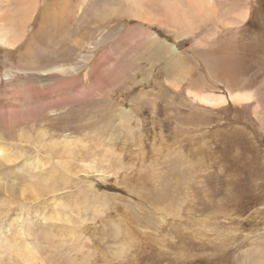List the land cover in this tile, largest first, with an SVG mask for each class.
I'll return each mask as SVG.
<instances>
[{
    "label": "rangeland",
    "instance_id": "obj_1",
    "mask_svg": "<svg viewBox=\"0 0 264 264\" xmlns=\"http://www.w3.org/2000/svg\"><path fill=\"white\" fill-rule=\"evenodd\" d=\"M51 1L44 11L38 4L24 45L16 50L0 43V115L7 114L0 132L14 152L0 157V245L32 223L31 236L41 230L66 240L61 255L39 264H264V0H212L217 10L206 20L195 17L191 33L148 25L123 11L100 19L114 3L122 9L119 0H85L89 7L71 0L70 9L85 12L81 20L67 7L60 12L63 0ZM42 12L53 16L40 29ZM153 37L175 51L156 52ZM221 40L228 48L223 52L217 49ZM204 49L210 58L202 56ZM228 59L238 63L227 74L212 68L230 67ZM106 70L112 80L103 90L63 101L70 82L89 92ZM46 87L54 95L43 100L42 116L9 122L14 97L34 89L47 93ZM228 89L254 98L217 108L194 99L228 95ZM19 125L31 141L21 138ZM41 131L46 140L68 135L84 146L70 166L61 164L62 153L38 147ZM82 162L96 163L98 172ZM37 183L46 188L34 199L26 189ZM56 211L71 216L72 228L45 219Z\"/></svg>",
    "mask_w": 264,
    "mask_h": 264
},
{
    "label": "bare ground",
    "instance_id": "obj_2",
    "mask_svg": "<svg viewBox=\"0 0 264 264\" xmlns=\"http://www.w3.org/2000/svg\"><path fill=\"white\" fill-rule=\"evenodd\" d=\"M51 1V0H50ZM56 1V0H55ZM109 1H118V0H109ZM108 1V2H109ZM120 1V7H122V9L118 8L119 6H117V8L115 7V3L112 4L114 7L111 9H105L101 15H100V19H102L103 21L108 20V18H110L111 16L114 15H121V11H123V14H126L129 17H133L136 19H139L140 21L147 23L148 25L150 23H156L157 25L159 24L160 26H163L165 28L171 29L172 31L174 29H178V28H188L187 29V33H191L193 30V19L195 17L204 19L206 20L207 17L210 15V13H214L217 9L216 7L213 5L212 0H187L188 2H190L189 4H182V2L180 3V6H178V4H175L176 1H174L173 3L171 2V0H119ZM181 1V0H179ZM186 1V0H184ZM238 1V0H237ZM52 2V1H51ZM58 2V1H57ZM65 7L62 5H60L59 7H61L59 10L60 12H64L65 8L67 7V9H70L68 7V5H71V0H63ZM78 2V1H77ZM92 2H94V0H92ZM43 4V11L48 9L49 6V0H44L42 2V0H0V9L4 10V12L2 11V13L0 12V14L2 15L1 19V25H0V43L3 45L8 46L11 49H16L18 48L19 45H24L25 44V40H24V36H25V32L27 30V25L28 23H30L31 20H33V18L36 16L37 11H38V4ZM55 2H53L52 4H54ZM85 0H81V5L85 6L86 3ZM95 4L97 2H94ZM113 3V2H112ZM221 3V2H219ZM75 4V2H74ZM109 4V3H108ZM223 4V3H222ZM225 4V3H224ZM56 5V4H55ZM183 5H187L189 8L184 7ZM95 6V5H94ZM85 7H89V6H85ZM154 7H157L154 8ZM182 9V13L179 14L180 12V8ZM240 7V6H239ZM247 7V6H246ZM93 8V7H92ZM158 8L160 10H158ZM55 9V8H54ZM54 9H51L52 11H54ZM87 9V8H86ZM50 10V13L52 12ZM58 10V9H57ZM71 12L73 11V19L77 20L80 19L83 15V13H85L84 11L82 12V9L80 10L79 7H76L75 9L71 8L70 9ZM89 9H87L88 11ZM93 10V9H91ZM95 12V10H93ZM247 12H249L248 10H246ZM49 12V11H48ZM227 12V11H226ZM244 13L243 14V19L247 18V14ZM43 13V12H42ZM54 13V12H53ZM178 13V14H177ZM193 13V16L190 14ZM39 14V13H38ZM66 14V13H65ZM69 14V13H68ZM72 15V14H71ZM76 15V16H75ZM125 15V16H126ZM51 16H53L52 14H50V17L48 16V13H43V15H41V28H44L46 25H48L46 21H49V18H51ZM59 16V15H58ZM67 16V15H66ZM69 16V15H68ZM99 16V15H98ZM124 16V15H123ZM211 16H213V14H211ZM228 16V15H227ZM240 16V14H239ZM215 17V16H214ZM219 17V16H218ZM229 17V16H228ZM220 18V17H219ZM218 18V20H219ZM223 18V17H222ZM60 19V18H59ZM81 20V19H80ZM236 20V19H235ZM74 21V20H72ZM198 21V20H197ZM197 21L195 22V24H198ZM221 21V19H220ZM222 21H225L222 20ZM231 21V20H230ZM33 22V21H32ZM79 22V21H78ZM67 23V22H66ZM76 23V21L74 22ZM73 23V24H74ZM235 23V22H234ZM51 23H49L50 25ZM230 24V23H229ZM236 24V23H235ZM62 25V24H61ZM67 25V24H66ZM69 22H68V26H69ZM239 25V24H238ZM64 26V25H63ZM73 26V25H72ZM223 26V25H222ZM62 27V26H61ZM67 27V26H66ZM222 28V27H221ZM52 29V28H51ZM61 29V28H60ZM64 29V27H63ZM195 29V28H194ZM30 30V29H29ZM28 30V31H29ZM33 30V29H32ZM170 30V31H171ZM50 31V30H49ZM178 31V30H177ZM31 32V31H30ZM120 32V31H119ZM142 32V33H141ZM145 32V30L142 28V26L139 29V34H143ZM180 32V31H179ZM211 32V31H210ZM27 33V32H26ZM48 33V30H47ZM67 33V32H66ZM110 33V32H109ZM171 33V32H170ZM60 34V33H58ZM62 34V33H61ZM60 34V35H61ZM108 34V33H107ZM149 34V31L146 30V35ZM152 34V33H151ZM175 33H173L174 35ZM177 34V33H176ZM66 34H64L65 36ZM115 35V34H114ZM119 35V34H118ZM49 36V35H48ZM58 36V35H57ZM130 36V35H129ZM128 36V37H129ZM135 36H137L138 38H141L142 36H139L138 34H136ZM153 36V35H152ZM177 36V35H176ZM35 37V36H34ZM53 37V36H51ZM60 37V36H59ZM182 37V36H181ZM202 37V36H201ZM224 37V36H223ZM39 38V37H38ZM42 38V37H41ZM49 38V37H48ZM179 38V37H178ZM61 39V38H60ZM154 41H153V46L156 48L154 49L156 52H164L165 50H163L164 48H170L172 51H175V46L173 44H170L169 46L166 45L165 43H163L164 40H160V39H156L155 37H153ZM69 40V39H68ZM130 40V39H129ZM128 40V41H129ZM135 40V39H134ZM27 41V40H26ZM46 41V40H45ZM53 41V40H52ZM64 41V40H63ZM71 41V40H70ZM69 41V42H70ZM121 41V40H120ZM204 41V40H203ZM222 41V40H221ZM42 42V41H41ZM47 42V41H46ZM50 42V41H49ZM201 42V41H200ZM29 43V41H28ZM127 43V42H126ZM44 44V42H43ZM201 44V43H200ZM119 45V44H118ZM206 45V44H205ZM234 45V44H233ZM237 45V42H235V46ZM29 46V45H28ZM204 46V43H203ZM238 47V46H237ZM8 48V49H9ZM27 48V47H26ZM119 48V47H118ZM117 48V49H118ZM209 48V47H208ZM223 48H227L226 43H223V41L218 45V50L223 52ZM233 48V47H232ZM42 49V48H41ZM116 49V48H115ZM121 49V48H120ZM228 49V48H227ZM227 49L225 52H227ZM230 49V48H229ZM234 49V48H233ZM31 50V49H29ZM40 50V49H39ZM43 50V49H42ZM209 52H208V51ZM27 51V50H26ZM204 54L202 56L205 57V55L208 53L209 54V58H210V49H204ZM217 51V50H216ZM30 52V51H29ZM47 52V51H46ZM231 52V51H229ZM21 53V52H20ZM121 53V52H120ZM235 53V52H234ZM28 54V53H27ZM32 54V53H31ZM41 54V53H40ZM39 54V55H40ZM223 54V53H222ZM9 55V54H8ZM30 55V54H29ZM37 55V56H39ZM159 55V54H157ZM214 55V54H213ZM233 55V53H232ZM235 55V54H234ZM160 56V55H159ZM207 56V55H206ZM219 56V54H218ZM217 56V57H218ZM223 55L220 54V57H222ZM15 57V56H14ZM25 57V56H24ZM31 57V56H30ZM36 57V56H35ZM216 57V58H217ZM33 58V57H32ZM206 58V57H205ZM29 59V58H28ZM208 59H206L207 61ZM104 61V60H103ZM204 61V63L206 62ZM219 61V58H218ZM217 61V62H218ZM221 61V60H220ZM219 61V62H220ZM226 62H229V64L231 65L229 67V65L226 63L225 66H221L218 63H215L212 68H220L222 69L224 72L226 69H230L231 67L235 69V65L236 63H238V60H236L234 62V60L232 59H228ZM3 63V62H2ZM207 63V62H206ZM102 62L97 63L95 66V70L97 72L100 71V68L102 67ZM221 64H223L221 62ZM104 65V64H103ZM202 65V64H201ZM228 65V66H227ZM12 67H14V65H11ZM31 66V65H30ZM61 66V65H60ZM207 66V65H206ZM238 66V65H237ZM205 67V64H203V68ZM39 68V67H38ZM67 68V67H66ZM66 68L63 67H59L57 68L58 71H64L66 70ZM106 68V65H105ZM239 68V67H238ZM241 68V67H240ZM29 69V68H26ZM54 68L52 69H43L42 73H47L49 71H52ZM108 69V68H106ZM209 69V68H208ZM243 69V68H242ZM99 70V71H98ZM111 70V69H110ZM237 70V69H236ZM241 70V69H240ZM13 71V70H12ZM198 71V70H197ZM233 71V70H232ZM231 71V72H232ZM38 72V71H37ZM54 72V71H53ZM94 72V71H93ZM234 72V71H233ZM241 72V71H240ZM108 73L109 70H106L105 72H102L100 74V81H98L100 83V85L98 87L93 88L94 90L92 91H87V92H81L77 89H74V83L70 82L68 86H66V90L67 93L66 95H69V97L65 98L63 101H79L80 99L83 100V98L86 97H90L92 95H94L95 93H97L98 91L103 90V87L105 86V84L107 82H109L110 80H112V75H109ZM211 73V72H210ZM220 73V72H219ZM225 74H227V72H225ZM48 75V74H47ZM233 76H235V78L239 77L237 74H233ZM241 75V74H240ZM73 78V77H72ZM236 78V79H237ZM226 79V77H225ZM224 79V80H225ZM231 80V79H230ZM234 80V79H233ZM72 81V80H71ZM198 81H202V78L199 77L197 79ZM232 81V80H231ZM203 84V83H202ZM240 84V83H239ZM238 84V85H239ZM206 85V84H205ZM235 85V84H234ZM34 88H36L34 86ZM233 88V87H232ZM47 89V87H46ZM29 90V89H28ZM48 90V89H47ZM229 90V94L225 95V94H213V95H199L197 96V94L194 96V99H199L201 102L212 106V107H223L224 105H226L229 101H231L234 105H240L242 103H248L249 101H251L254 96L251 93H241L238 91H232L231 89ZM49 91V90H48ZM46 93V91H42V90H38V89H34V91L32 94H28L25 95L23 97L19 96V97H14V103H11V105L15 108L11 113H9V122L14 124H20V122L23 121L24 122H29L32 119H36L40 116H42L44 114L45 111V107H46V103L43 100H46L47 98H49L50 96H53L54 94L52 92H48ZM193 91V90H192ZM243 92V91H242ZM58 93V92H57ZM192 93V92H191ZM197 93V92H196ZM63 97L61 99L64 98V93H62ZM97 96V95H96ZM31 97V98H29ZM88 97V98H89ZM93 97V96H92ZM20 99H25L28 100L26 101H22V102H18V100ZM30 99V100H29ZM90 100V99H89ZM60 101V102H63ZM50 102V101H49ZM70 102V103H71ZM88 102V101H87ZM230 102V103H231ZM85 103V102H83ZM75 105V104H74ZM79 105V104H78ZM8 108V107H7ZM257 109V108H256ZM6 110V109H5ZM57 112V111H56ZM4 115L7 114H3L0 115V119L3 118ZM7 120V119H6ZM36 121V120H35ZM19 125V127H20ZM5 126V125H4ZM10 126H6V128H8ZM2 128L0 127V130ZM9 130V129H8ZM103 130V129H102ZM4 131V129H3ZM18 132L21 136V138H25L27 141H31V136L29 135L28 131L23 128L20 127L18 128ZM92 132V131H91ZM46 133V132H45ZM93 133V132H92ZM38 141H36L38 145V147L41 145L42 148H46L47 146V150L49 151V153L51 155L56 154L58 156L59 153H62L63 157L61 161H59L61 164L66 163V165H69L71 163H69L70 161L72 162L74 156L78 153V150H82V148H80V146H84V143L79 144L77 139H72L70 136H64L62 139L60 140H46L45 136L43 135L42 131L38 133ZM47 138V137H46ZM42 139V141H41ZM88 139V138H87ZM81 140V139H80ZM84 142V141H83ZM11 143H8V141L6 140V138L4 137V134L2 133V131L0 132V157L7 160L9 158H12V156L14 155V152H12L11 150ZM31 144V143H30ZM101 145V144H100ZM86 146V145H85ZM111 147V146H110ZM80 148V149H79ZM84 148V147H83ZM100 148V147H99ZM85 149V148H84ZM43 149H41L42 151ZM104 150V149H103ZM89 151V150H88ZM108 152V150H107ZM89 153V152H88ZM47 155V154H46ZM60 155V154H59ZM42 156V155H41ZM79 157V155H78ZM96 157V156H95ZM117 157V156H116ZM60 158V157H59ZM81 158V156L79 157ZM77 158V159H79ZM105 158V157H104ZM38 159H42L40 156H38ZM56 159V158H55ZM84 159V158H82ZM89 159V158H87ZM91 159V158H90ZM39 160V161H40ZM86 161V159H84ZM81 160V161H84ZM105 160V159H104ZM103 160V161H104ZM108 160V159H106ZM28 161H30L28 159ZM74 161V160H73ZM92 161V160H91ZM96 160H94L95 162ZM26 162V160H25ZM78 162V161H77ZM94 162H82L84 164H82L83 167H85V169H89L90 171L93 172H98V170L94 169L95 166H97L96 163ZM109 162V160H108ZM27 163V162H26ZM31 162H29L27 165H31ZM48 163V162H47ZM69 163V164H68ZM80 163V162H79ZM59 164V163H58ZM26 165V164H25ZM99 165V164H98ZM83 170V169H82ZM118 173V172H117ZM102 173H100L101 176ZM104 175V174H103ZM104 177V176H103ZM106 177V176H105ZM51 179V178H50ZM35 184V183H34ZM43 186V187H42ZM44 186L41 183H37L36 186H32L28 190L27 192H29V196L32 198H37L42 196L44 189ZM15 187V186H14ZM47 187H49L47 185ZM13 191V189H11ZM23 190V189H22ZM49 190V189H48ZM10 191V190H9ZM22 192V191H21ZM22 194H25V192H23ZM24 196V195H23ZM28 196V197H29ZM27 197V198H28ZM30 199V198H29ZM44 209V208H43ZM65 213H63V211L59 212H52V214H50L49 216H47L45 219L48 222H55L58 223L59 226L61 228H69L70 226H68L69 224H72L74 221L71 218V216H65ZM20 216V215H19ZM42 221V220H41ZM75 223V222H74ZM79 223V222H78ZM52 224V223H51ZM32 226V223L27 224V227H25L26 230L23 229L22 232H18V230L16 231L15 234H12L8 240H6L5 242V246L0 245V264H39L40 260H46V259H51L54 257L53 256H57V255H61V253L64 251V247L66 246V240L64 239H56L57 236L53 235V234H46L41 233L40 231L33 234V236L30 235V229H28L29 226ZM43 225V224H42ZM75 228H76V224ZM16 226V225H15ZM52 226H55L54 224H52ZM24 227V226H23ZM43 227V226H42ZM72 228V227H70ZM39 229V228H38ZM20 230V229H19ZM64 230V229H63ZM28 231V232H27ZM43 232V231H42ZM20 234V241L18 239V235ZM34 233V232H33ZM24 234V235H23ZM29 235L30 237H32L33 240H29ZM25 236V237H24ZM63 237V236H62ZM60 238V237H59ZM69 244V243H68ZM66 255H69V257H71V251L69 250L67 252ZM78 257V256H77ZM81 258V257H80Z\"/></svg>",
    "mask_w": 264,
    "mask_h": 264
}]
</instances>
